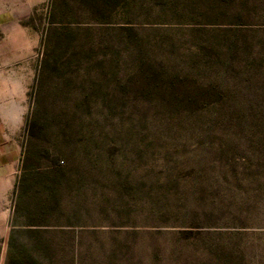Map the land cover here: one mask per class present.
I'll return each instance as SVG.
<instances>
[{
	"label": "rangeland",
	"instance_id": "obj_1",
	"mask_svg": "<svg viewBox=\"0 0 264 264\" xmlns=\"http://www.w3.org/2000/svg\"><path fill=\"white\" fill-rule=\"evenodd\" d=\"M23 12L37 35L23 123L34 109L38 189L58 200L53 260L264 264V0Z\"/></svg>",
	"mask_w": 264,
	"mask_h": 264
},
{
	"label": "crops",
	"instance_id": "obj_2",
	"mask_svg": "<svg viewBox=\"0 0 264 264\" xmlns=\"http://www.w3.org/2000/svg\"><path fill=\"white\" fill-rule=\"evenodd\" d=\"M44 0H0V264H6L14 206V184L21 171L23 112L33 75L27 64L37 35L23 17ZM26 60V63H24Z\"/></svg>",
	"mask_w": 264,
	"mask_h": 264
},
{
	"label": "trees",
	"instance_id": "obj_3",
	"mask_svg": "<svg viewBox=\"0 0 264 264\" xmlns=\"http://www.w3.org/2000/svg\"><path fill=\"white\" fill-rule=\"evenodd\" d=\"M49 17L50 24V13ZM48 33L49 26L44 31V43L48 41ZM44 68V62L40 61L32 91L34 100ZM36 124V114L32 109L24 122L21 171L13 188L14 206L9 217L11 229L6 264H63L53 260L52 242L46 237L48 232L60 225L53 216L58 200L50 183L38 189L40 166L31 160L40 151L38 149L43 139L36 133ZM50 162L49 167L54 171L56 158H50ZM23 236L28 237L29 241H24Z\"/></svg>",
	"mask_w": 264,
	"mask_h": 264
}]
</instances>
